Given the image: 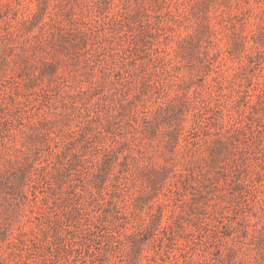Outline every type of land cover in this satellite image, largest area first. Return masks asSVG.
<instances>
[{"label": "rangeland", "instance_id": "rangeland-1", "mask_svg": "<svg viewBox=\"0 0 264 264\" xmlns=\"http://www.w3.org/2000/svg\"><path fill=\"white\" fill-rule=\"evenodd\" d=\"M0 264H264V0H0Z\"/></svg>", "mask_w": 264, "mask_h": 264}]
</instances>
